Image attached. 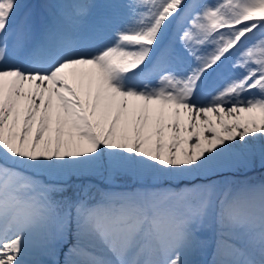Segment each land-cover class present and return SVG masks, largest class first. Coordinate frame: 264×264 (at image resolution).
<instances>
[{
  "label": "snow or ice",
  "instance_id": "1",
  "mask_svg": "<svg viewBox=\"0 0 264 264\" xmlns=\"http://www.w3.org/2000/svg\"><path fill=\"white\" fill-rule=\"evenodd\" d=\"M50 7L0 0V264H264V0Z\"/></svg>",
  "mask_w": 264,
  "mask_h": 264
},
{
  "label": "bare ground",
  "instance_id": "2",
  "mask_svg": "<svg viewBox=\"0 0 264 264\" xmlns=\"http://www.w3.org/2000/svg\"><path fill=\"white\" fill-rule=\"evenodd\" d=\"M18 2L22 6H24V8L22 9L21 15L18 18V22L23 20L25 12L30 13L35 21L43 22L46 19H49L50 13L54 11V9H52L50 6L57 4V3H60V2H62V0H18ZM93 2L96 3L99 7L94 10V16H93V19L91 22H95V20L101 16L111 14L112 9L104 7L105 5L123 4L126 2V0H93ZM175 30L176 29H175V25H174L172 30L169 33L170 38L175 33ZM165 43H167V40L165 41ZM258 159L259 158L257 157V160ZM256 165H259V163L257 162ZM243 171H245V170H243ZM80 175L81 174H77L75 176L78 177ZM88 175L89 176L90 175L95 176L99 181H102V182L104 181L107 183H111L114 180H121L124 178H127L129 180L133 179V181H132L133 186L130 188L122 187V189H121L119 185L114 186L113 188L109 187V189L115 190V191H129L132 188L137 186L136 178L133 176H129V175L120 174V175H111L110 176L107 173H105V174L101 175V176H104L103 178L99 177V175H97V174L86 173V176H88ZM211 235L212 234L209 230V231H207V233L204 236H202V239L211 240ZM213 250H214L213 246H211V245L194 247L189 252L187 259L190 261V264H211V261L213 259ZM35 258L40 260L42 262V264H52V262L56 259H59L62 262L64 259L62 254L59 256H51V255L46 254V253H38Z\"/></svg>",
  "mask_w": 264,
  "mask_h": 264
},
{
  "label": "rangeland",
  "instance_id": "3",
  "mask_svg": "<svg viewBox=\"0 0 264 264\" xmlns=\"http://www.w3.org/2000/svg\"><path fill=\"white\" fill-rule=\"evenodd\" d=\"M99 177L103 178L104 176L99 175ZM231 179L236 181L248 180L253 183H258L262 179H264V169H262L259 165H256L255 168L245 171L242 170L241 172L231 176ZM132 181L133 179L129 180L127 178H124L121 180H114L111 183H107L104 181H99L95 176H86V173L81 174L78 177L73 175L66 180V195L77 196L81 195L84 192H87L89 195L94 196L99 190L109 189V187L113 188L117 185H119L121 189L122 187L130 188L133 186Z\"/></svg>",
  "mask_w": 264,
  "mask_h": 264
}]
</instances>
